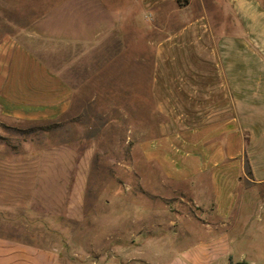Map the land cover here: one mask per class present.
I'll return each mask as SVG.
<instances>
[{
    "label": "crops",
    "instance_id": "0c3cea01",
    "mask_svg": "<svg viewBox=\"0 0 264 264\" xmlns=\"http://www.w3.org/2000/svg\"><path fill=\"white\" fill-rule=\"evenodd\" d=\"M71 4L82 35L43 29L56 9ZM2 7L11 18L0 38V116L60 117L73 90L41 54L54 52L60 37H89L90 14L99 17L93 29L116 25L119 0H3ZM126 8L136 20L143 11L154 19L183 13L165 22L168 32L154 46L150 87L163 118L143 149L167 191L197 212L187 227L179 214V229L169 232L180 245L156 252L149 264H262L264 0H127ZM0 264L62 263L54 248L0 234Z\"/></svg>",
    "mask_w": 264,
    "mask_h": 264
},
{
    "label": "rangeland",
    "instance_id": "374dc122",
    "mask_svg": "<svg viewBox=\"0 0 264 264\" xmlns=\"http://www.w3.org/2000/svg\"><path fill=\"white\" fill-rule=\"evenodd\" d=\"M2 1L0 38L11 18ZM126 2L119 0L115 27L93 29L99 17L90 14L89 37H60L54 52L41 54L73 90L67 112L40 121L0 116V234L54 248L62 264H149L180 245L169 232L179 229V214L197 212L167 191L143 149L163 118L150 87L154 46L168 32L165 22L183 13L154 19L143 11L136 20ZM77 11L58 8L42 27L82 35Z\"/></svg>",
    "mask_w": 264,
    "mask_h": 264
}]
</instances>
